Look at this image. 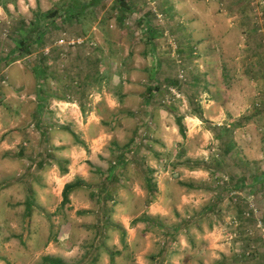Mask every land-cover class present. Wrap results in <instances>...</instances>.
<instances>
[{"label": "rangeland", "instance_id": "1", "mask_svg": "<svg viewBox=\"0 0 264 264\" xmlns=\"http://www.w3.org/2000/svg\"><path fill=\"white\" fill-rule=\"evenodd\" d=\"M73 1L0 0V120L26 186L2 227L28 246L7 259L110 264L123 244L115 264H264V0H98L63 18ZM42 10L46 33L20 57ZM152 204L164 220L144 218Z\"/></svg>", "mask_w": 264, "mask_h": 264}, {"label": "crops", "instance_id": "2", "mask_svg": "<svg viewBox=\"0 0 264 264\" xmlns=\"http://www.w3.org/2000/svg\"><path fill=\"white\" fill-rule=\"evenodd\" d=\"M196 1L197 0H170V4H168V6H169V8H172L173 10H177V9L185 10V9H188L190 11V8L194 5V2L196 3ZM29 5H30V8H33L34 6H35V8L36 7H39V8L42 7L40 4H37V0H32V2L29 3ZM228 7H230L234 11L242 10L241 9V2L238 1V0H228ZM41 12L42 13H46L45 10L44 11L42 10ZM225 23L226 22H223V25L228 26ZM204 25L208 26V30L210 28L212 30H214V29H216V26H217V24L212 19H209L208 22H206V23L204 22ZM194 26H195V22H194ZM154 48H155V46H153V49ZM252 68L254 69L255 67H252ZM222 86L223 85L220 86L221 90L223 89ZM207 87L215 89V85H213V84H208ZM259 101H260V104L263 105V109H264V94L262 95V98L259 99ZM216 103H217L216 100H210L208 103H204V104L208 108H209V106L211 108H214V105L217 106ZM258 105H259V102H258ZM222 106L224 107V105H222ZM222 106H221V112L217 110L216 113L213 114V115H212V113L208 114L209 115L208 117L210 118V120H213L215 118V116H217L218 118H223L224 117L223 116L224 110H223ZM0 113H1V110H0ZM259 113L260 114L258 115V117H254V118H256V123H258L260 126H262V128H260V129H264V110H263L262 113L261 112H259ZM3 115H4V113H3V110H2V113L0 114V118H1V116L4 117ZM12 121H14V120H12ZM5 122L6 121L4 119L0 120V205H3V208L1 209V211L3 212V216H2V212L0 213V264H11V262L7 259L6 253L7 252L16 253V252H18V250L19 251H23V253H27L28 246H27V249H26L24 246H22L20 244V242H19L20 241V239H19L20 234H15V228L17 226L15 225L14 222H11V226L12 227H11V231L10 232H8V228L7 227H6V230H5V228L2 227V222H3V219L5 217V214L7 213L9 215V217H10V215H12V213H11L12 210L9 209L8 207H7V212L4 211V201H6L5 199H7V201H9V202L14 201L16 199V197H17V193L19 192V190L20 189H25L26 186H24L25 184H22V182H21V180H22L21 178L22 177H20L21 176L20 175V162L18 161V158H17L18 153H17V155H16V153L11 155L10 153H6L5 152V150L9 149L7 144L9 142H11L10 136L5 134V131H7V128L4 127V123ZM11 133H13V132H10V134ZM12 136H14V135H12ZM261 137H264V134H262ZM6 142H7V144H6ZM18 150H21V149H18ZM247 153H248V155H253L252 150H247ZM19 154H20V151H19ZM260 154H261V152H260ZM10 155L12 157H10ZM255 155H258V152L255 153ZM10 159H12V161H13L12 163L9 162ZM71 162L73 163L72 159H71ZM28 167H30V166H28ZM34 174H32V176H30L31 178H30L29 183H28V188H30L31 182L34 183V186H32V189L36 188L39 185L37 178L34 177ZM29 196H33V194L30 193ZM29 196H27L26 199H25V202H26L25 206L26 207L29 204V201H28V197ZM35 202H37V200H35ZM148 208H149V210L146 211V215L145 214L143 215L144 218L145 217H152V218H155V219H158V220H164V218L166 217L165 215L168 212L166 210V206L165 205L152 204ZM24 210H25V208H24ZM138 215H139V213L136 214L134 217L137 218ZM126 216L122 215L121 217L125 218ZM139 223H141V222H139ZM165 223H167V222H165ZM118 225H120L119 227L122 228V231H125V232H129L130 231L128 222H125V221L124 222H119ZM207 236L208 235H206V237ZM122 247L127 248L126 245H123V244H121L120 246L116 245L114 247V251L116 249L118 251L109 252L110 256H111L112 252H114L117 255H119L118 252H120L123 249ZM172 250H173V247H170L168 249V251H170L171 253H172ZM114 253L112 254V258L113 259L115 257ZM168 256H171V255H168ZM43 257L49 258V256H43ZM97 257H98V254L95 256V260H97ZM126 257L127 258H131V253L129 255H127ZM126 257H125L124 262L127 263ZM112 258H110V261H111L110 264H113V263L115 264L116 261L113 260ZM168 258H167V260L165 261L164 264H168V263L172 262V261L170 262L168 260ZM15 261H17L18 264L21 263V261L18 260L17 257H15ZM47 263L48 262H46V264Z\"/></svg>", "mask_w": 264, "mask_h": 264}, {"label": "trees", "instance_id": "3", "mask_svg": "<svg viewBox=\"0 0 264 264\" xmlns=\"http://www.w3.org/2000/svg\"><path fill=\"white\" fill-rule=\"evenodd\" d=\"M98 0H89L86 2H80L79 0H74L72 2V4H70L69 6L67 5L63 10V14L61 15L63 18L66 16H69L71 18H79L81 15L84 14V11H86V9L89 7V5L91 3H95ZM120 5V8L122 9H130L129 5L124 1V0H118ZM74 6H76L74 8ZM52 13L51 12H46V13H39L38 15L36 14L33 19H31L30 21V25L27 26H32V28L27 31V34L24 36V39H20L19 42L17 43V48H14L13 52H16L18 54V56L20 57H26L29 54H31V45L32 44H37L38 41H40L43 38V35L46 33L45 28L47 27L48 23L47 19L51 18ZM44 21V22H42ZM12 54V53H11ZM45 57L46 56H40L39 58V64L41 66H34L33 72L36 71V68H39V70H37L38 74H41V76L44 75V70L41 68L43 66H45ZM44 62V64L42 65V63ZM36 91H39V93L42 92L41 88H37ZM40 99V97H39ZM180 120L178 119L177 124L180 128ZM129 151V150H128ZM80 183V182H77ZM76 182L74 183H67L65 184L63 190H62V197L63 200H67L68 194L70 191H72V189L74 188V186L77 184ZM148 187L150 188V181H148ZM49 264H63L61 263V261H56L54 258H50L48 261Z\"/></svg>", "mask_w": 264, "mask_h": 264}, {"label": "built area", "instance_id": "4", "mask_svg": "<svg viewBox=\"0 0 264 264\" xmlns=\"http://www.w3.org/2000/svg\"><path fill=\"white\" fill-rule=\"evenodd\" d=\"M254 4H255V2H254ZM152 10H153V11H155V9H154V8H152ZM254 10L256 11V10H257V7H254ZM155 15H156L158 18H160V17H161V15H160V14H158V13H155Z\"/></svg>", "mask_w": 264, "mask_h": 264}]
</instances>
